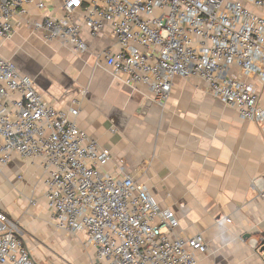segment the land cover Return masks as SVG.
<instances>
[{"label": "built area", "instance_id": "built-area-1", "mask_svg": "<svg viewBox=\"0 0 264 264\" xmlns=\"http://www.w3.org/2000/svg\"><path fill=\"white\" fill-rule=\"evenodd\" d=\"M53 1L0 0V41L23 24L43 42L85 54L84 34L95 39L109 28L115 48L101 50L96 62L123 85L146 89L163 107L174 78L197 79L264 136V16L253 11L264 0H57L60 16L48 12ZM13 158L40 162L52 223L68 236H86L95 250L89 264H199L208 253L201 235L177 237L173 212L127 174L124 160H114L0 55V170ZM259 197L264 201V189ZM0 264H45L2 210Z\"/></svg>", "mask_w": 264, "mask_h": 264}, {"label": "crops", "instance_id": "crops-1", "mask_svg": "<svg viewBox=\"0 0 264 264\" xmlns=\"http://www.w3.org/2000/svg\"><path fill=\"white\" fill-rule=\"evenodd\" d=\"M47 9L62 12L57 0ZM253 11L264 16V6ZM84 36L88 52L77 54L16 25L0 41V55L114 160H124L127 174L173 212L177 237H203L208 253L198 256L199 264H264V253L252 245L264 241V136L257 125L240 120L197 79L174 78L167 103L154 104L146 89L131 90L96 62L101 50L115 48L109 28L95 39ZM258 103L264 110V87ZM44 179L38 160L13 158L0 170V210L21 227L36 260L89 264L95 250L86 236L54 227Z\"/></svg>", "mask_w": 264, "mask_h": 264}, {"label": "water", "instance_id": "water-1", "mask_svg": "<svg viewBox=\"0 0 264 264\" xmlns=\"http://www.w3.org/2000/svg\"><path fill=\"white\" fill-rule=\"evenodd\" d=\"M258 250L260 253H264V245H262Z\"/></svg>", "mask_w": 264, "mask_h": 264}, {"label": "rangeland", "instance_id": "rangeland-1", "mask_svg": "<svg viewBox=\"0 0 264 264\" xmlns=\"http://www.w3.org/2000/svg\"><path fill=\"white\" fill-rule=\"evenodd\" d=\"M75 239V238H74ZM92 256V254L90 255V257ZM90 262V261H89Z\"/></svg>", "mask_w": 264, "mask_h": 264}]
</instances>
